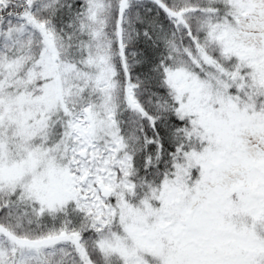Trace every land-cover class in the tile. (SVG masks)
Masks as SVG:
<instances>
[{
    "label": "snow or ice",
    "instance_id": "snow-or-ice-1",
    "mask_svg": "<svg viewBox=\"0 0 264 264\" xmlns=\"http://www.w3.org/2000/svg\"><path fill=\"white\" fill-rule=\"evenodd\" d=\"M0 264H264V0H0Z\"/></svg>",
    "mask_w": 264,
    "mask_h": 264
}]
</instances>
